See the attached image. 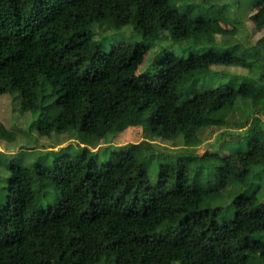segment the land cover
<instances>
[{
    "label": "trees",
    "instance_id": "trees-1",
    "mask_svg": "<svg viewBox=\"0 0 264 264\" xmlns=\"http://www.w3.org/2000/svg\"><path fill=\"white\" fill-rule=\"evenodd\" d=\"M173 1L180 0H0V94L37 116L31 127L40 135H79L89 145L145 124L152 136L196 146L204 128L225 129L209 153L215 158L182 151L151 167L156 176L145 184L136 170L147 172L156 152L147 141L121 146L100 164L96 151L82 148L51 167L11 165L0 264H264V197L257 199L264 124L254 117L264 114V0L249 17L261 33L253 44L186 58L166 53L151 72L137 73L147 38L203 45L217 33L215 2L186 0L183 9L194 13H185ZM103 22L131 25L142 40L81 70L73 54L91 44L83 27ZM254 64V78L231 75L209 86L219 73L213 66ZM239 99L252 104L240 119ZM9 134L0 121V138ZM226 142L236 144L228 154L220 151ZM49 187L58 197L43 208Z\"/></svg>",
    "mask_w": 264,
    "mask_h": 264
},
{
    "label": "rangeland",
    "instance_id": "rangeland-1",
    "mask_svg": "<svg viewBox=\"0 0 264 264\" xmlns=\"http://www.w3.org/2000/svg\"><path fill=\"white\" fill-rule=\"evenodd\" d=\"M193 1L197 2L198 0ZM206 1L202 0V3H206ZM212 1L217 4L214 6L215 8L221 7V9L213 18L217 27V33L214 34L210 42L208 41L203 45H188L186 42L173 43L169 39L165 40L161 38L162 34L158 39L147 38L145 44L148 46V51L141 65L138 67L137 73L145 71L151 72V66L148 67V65L164 59L166 53H172L177 57L186 58L190 53L201 54L208 49L215 51L232 49L231 47L236 43L251 45L261 36V33L252 30L249 20L250 15L259 8L253 5L258 0ZM187 3L186 0H180L176 5L173 1L174 7H177L179 11L194 13V11L183 9L188 6ZM198 9L199 7L196 5V11ZM103 23H92L83 27L87 32L91 33V44L88 48L77 49L73 54V63L81 70L86 69L88 67L86 64L91 60L93 61L97 55L103 56L113 47L124 45L125 52L127 53L131 46L142 40V34L139 31L133 30L131 25H126L121 29H115L107 22ZM211 69L219 73L214 74L215 77L211 79L213 82L210 83V87H214L231 75L238 76V80L243 81L242 76L254 78L258 72V66L256 64L247 69L230 66H213ZM196 72V74H202L204 69H199ZM200 90H202V87L198 86L197 91ZM251 108L252 104L250 101L239 99L234 108L235 116L238 119L244 118ZM254 117L261 124H264V114L257 113ZM36 118L37 116L30 112L21 113L19 111V100L15 95L7 93L0 94V121L10 133L9 137L0 138V208L7 202V180L10 175L11 165L28 167L35 162H39L40 164L51 167L53 164H61L68 159H74L82 148L87 150L88 154L96 151L98 155L97 164H100L108 158L109 153L119 149L121 146L147 141L154 146L156 152L150 159L151 162L148 165L147 172L143 168L136 170L138 182L145 184L148 181L152 182L154 180L156 176L155 166H157L159 161L165 162L167 159L172 160L176 154L182 151H192L198 156L204 155L206 158H215L216 156L210 157L209 153L214 149L213 145L217 144L215 143L216 139L225 130L223 127L204 128L198 135L200 139L199 144L196 146H187L179 138L162 139L152 136L144 124L142 127H129L123 132L109 136L104 140H94L88 145L83 144L84 142H82L79 135L56 132H52L50 135H40L36 129L31 127L33 120ZM233 145L236 144L228 142L222 143L220 145V151L232 148ZM231 150V153L234 152V148ZM227 152L225 151L224 153L228 154ZM156 153L159 155L163 154L164 158ZM230 155H233V153ZM198 163L199 160L195 159L189 162V166L194 168ZM232 166L237 168L235 161H232ZM202 173L203 176L201 178L203 179L204 175L208 173L207 169L202 171ZM255 182L257 181L255 180ZM258 184L259 192L257 193V199L260 200L264 197V177L258 180ZM57 197L52 187L47 188L46 197L42 200L41 206L47 208ZM223 198H226V195ZM174 264H179V262H175Z\"/></svg>",
    "mask_w": 264,
    "mask_h": 264
}]
</instances>
